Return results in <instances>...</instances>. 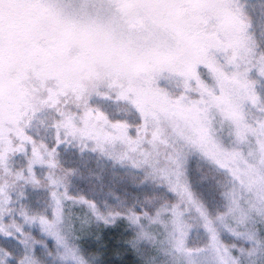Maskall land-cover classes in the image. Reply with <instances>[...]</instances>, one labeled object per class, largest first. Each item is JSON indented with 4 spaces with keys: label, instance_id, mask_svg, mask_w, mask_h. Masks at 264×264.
Masks as SVG:
<instances>
[{
    "label": "snow or ice",
    "instance_id": "obj_1",
    "mask_svg": "<svg viewBox=\"0 0 264 264\" xmlns=\"http://www.w3.org/2000/svg\"><path fill=\"white\" fill-rule=\"evenodd\" d=\"M162 251L264 264V0H0V264Z\"/></svg>",
    "mask_w": 264,
    "mask_h": 264
},
{
    "label": "rangeland",
    "instance_id": "obj_2",
    "mask_svg": "<svg viewBox=\"0 0 264 264\" xmlns=\"http://www.w3.org/2000/svg\"><path fill=\"white\" fill-rule=\"evenodd\" d=\"M97 172H99V169H95ZM85 176H87V170H85ZM107 179L108 177L105 175L104 177V182L105 184H107ZM89 183V181H85L83 184H81V187H85V189H87V184ZM91 183H96L95 180H92ZM99 187V185H97ZM107 187H105V192H107ZM193 238L195 239V233H193ZM198 242V241H197ZM175 254L173 255H166L164 251L160 252L157 258L158 264H160V262H163L165 264H173V257Z\"/></svg>",
    "mask_w": 264,
    "mask_h": 264
},
{
    "label": "trees",
    "instance_id": "obj_3",
    "mask_svg": "<svg viewBox=\"0 0 264 264\" xmlns=\"http://www.w3.org/2000/svg\"><path fill=\"white\" fill-rule=\"evenodd\" d=\"M163 264H165V263H163Z\"/></svg>",
    "mask_w": 264,
    "mask_h": 264
}]
</instances>
